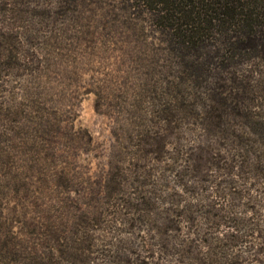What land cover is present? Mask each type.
<instances>
[{
  "label": "rangeland",
  "instance_id": "obj_1",
  "mask_svg": "<svg viewBox=\"0 0 264 264\" xmlns=\"http://www.w3.org/2000/svg\"><path fill=\"white\" fill-rule=\"evenodd\" d=\"M57 1L0 0L13 56L0 112H21L0 118V264H264V17L237 42L188 53L202 63L222 50L203 66L225 80L216 102L178 83L153 2ZM153 67L173 76L153 85ZM34 71L72 131L43 134L28 118ZM62 170L69 200L45 185Z\"/></svg>",
  "mask_w": 264,
  "mask_h": 264
},
{
  "label": "trees",
  "instance_id": "obj_2",
  "mask_svg": "<svg viewBox=\"0 0 264 264\" xmlns=\"http://www.w3.org/2000/svg\"><path fill=\"white\" fill-rule=\"evenodd\" d=\"M57 2L66 7L65 10L67 11L69 7H73L76 2L78 3V0H58ZM148 2H153L158 6L157 12L160 13L159 20L164 30L171 33V40L174 41L173 44L176 46V50L173 49L169 51L170 56L175 58V62L178 66L177 69H179V71H176V75H174L178 83L187 84L189 81V85L193 90H206L205 93H209L208 97L210 99H215L216 102L218 99L219 102L218 96H214L212 91L217 87L220 89L224 88V85H222V80L224 79H221V75L217 72L218 69L215 70L210 67L204 68L203 66H207V62L215 57L220 59L218 53L222 52V50L202 55L204 56L202 63V60L199 58H197L199 60L198 62L192 60L191 57L193 56L188 55V53L194 55L195 53L202 52V50L206 48L208 49L209 46L216 50V45L220 44V39L223 40V43L225 42L228 45L232 40L233 42L236 40L238 33L242 35L246 30L249 31V29L251 30L253 27L258 26L260 19L264 17V0H149ZM2 10L4 11V9ZM209 37H211L214 43L206 46L205 41ZM6 40L7 38H5L4 35H0V71L3 70L7 64H10L13 57L12 52L8 51L11 49L4 46ZM235 42H237V40ZM231 46H235V44ZM180 47H185L186 49L191 48L193 50H181ZM186 57H188L190 61L185 60ZM226 70L227 68L221 73L223 74ZM218 71L220 72V70ZM152 72L154 73V78L153 75L150 77L153 85L157 84V79L165 81L168 76H173L172 68L161 73L157 67H153ZM32 76L35 89L30 96L29 102L31 115H28V118L31 119L30 121L35 120L36 122L37 120L38 122L36 123L43 134H55L62 131L68 132V130L72 131V124L69 123L68 125V120H65L64 116L58 114V110L63 107V104L59 103V108L51 107V105H53V100L51 88L46 85V80L49 78L46 72L34 71ZM231 79L232 78L229 80ZM98 90L99 88L94 87L88 90L90 94L96 96V101L94 103L96 111H99V107L101 106V97ZM178 107L184 109L186 105L180 102ZM171 111V104L169 101L165 102L161 116L165 120L166 127L168 126V129L170 127L169 133L172 131V123H170V121L172 119L176 122L180 121L178 116L172 114ZM210 111L213 113L215 110ZM187 112L190 111L187 110ZM20 113L19 110H7L5 113L0 112V118L15 122L20 118ZM175 127L177 128L178 125L176 124ZM87 137L88 143H91L90 136L88 135ZM150 141L155 142L157 148L161 149L160 139L156 140L150 138ZM49 151L48 155L50 157L54 156V152L50 149ZM7 160L8 156L2 154V156H0V165L5 166ZM56 180L60 187L63 185L65 186V199L69 200L70 194L73 193L74 190L71 189V186L67 188L69 179L65 171L62 170L60 174H57L55 179L48 180L45 185L49 188V185H54ZM6 196L5 193L4 198ZM2 247H4V245L0 243V248Z\"/></svg>",
  "mask_w": 264,
  "mask_h": 264
}]
</instances>
